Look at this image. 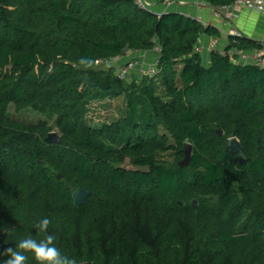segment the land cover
I'll return each mask as SVG.
<instances>
[{
    "label": "trees",
    "instance_id": "trees-1",
    "mask_svg": "<svg viewBox=\"0 0 264 264\" xmlns=\"http://www.w3.org/2000/svg\"><path fill=\"white\" fill-rule=\"evenodd\" d=\"M204 33L219 31L135 0H0V251L42 239L34 224L47 217L77 264H264V68L220 47L204 65ZM232 40L226 50L258 46ZM127 51L157 55V73L131 82L118 74L128 58L96 64ZM117 97L119 116L93 124V104ZM12 105L43 118L17 120ZM80 187L92 193L76 206Z\"/></svg>",
    "mask_w": 264,
    "mask_h": 264
},
{
    "label": "built area",
    "instance_id": "built-area-1",
    "mask_svg": "<svg viewBox=\"0 0 264 264\" xmlns=\"http://www.w3.org/2000/svg\"><path fill=\"white\" fill-rule=\"evenodd\" d=\"M135 1L140 8L153 11L154 13L158 15V17H161L163 13L168 12L174 8L176 11L184 14L185 16L195 19L197 22L202 24L204 28L215 27L218 29V31H223V28L217 26L213 20H210V19L206 20L199 14L193 15L191 12H186V11L183 12L177 9V6L185 5V2H179L176 0H156L154 2L153 0H135ZM157 4L162 5L163 7L162 10L160 11L156 10L155 6ZM197 5H203V6L208 7L211 10L214 17L221 20L223 26L228 24V20L229 18H231V15H225V16L222 15L220 13V7L219 6L215 7L211 5L208 2V0H199ZM224 8L234 9V10L248 9V10H252V11H256L261 14H264V0H235L234 3L228 6H224ZM229 33L235 36L236 38L243 37L242 33L239 32L238 30L231 29L229 30ZM209 47L211 51L217 50L219 48V38H214L210 42ZM203 49L204 48L203 47L201 48L199 45L196 47V51L200 53L203 52ZM222 51L224 55L230 56L231 60L235 63H243V64L252 63L256 66L264 68V40L258 41V46L252 49L232 47L229 50H226L225 48ZM153 52L159 54L161 52V47L156 46L153 49ZM123 58H128V59H125L124 63L118 67V74L121 77L128 76L135 69H138V68L140 69L142 65L144 64V61L147 59L146 55L144 54H139L138 52H136L135 54L132 55V51H127L125 52V55L122 57L118 56L111 60H105V61L98 60L96 64L97 66H99V65L106 64L109 62H118L122 60ZM152 62L153 63L150 64V66H148L144 70V72L150 76L155 75L158 71L157 67H158L159 60H158L157 55Z\"/></svg>",
    "mask_w": 264,
    "mask_h": 264
},
{
    "label": "crops",
    "instance_id": "crops-1",
    "mask_svg": "<svg viewBox=\"0 0 264 264\" xmlns=\"http://www.w3.org/2000/svg\"><path fill=\"white\" fill-rule=\"evenodd\" d=\"M156 0H153V2ZM179 2H185V5L177 6V9L183 12H191L193 15H201L204 19L213 20L214 23L223 28V31H219L218 35H208L206 33L201 34L199 38V46L203 49L202 57L205 58L208 64L210 62V42L214 38H219V47L225 49L228 45H230L232 38L236 39L235 36L229 33V30L234 29L238 30L242 33L244 38L251 39L255 42L260 40H264V14H261L256 11L242 9V10H234V9H226L224 7H220V13L222 15H231V18L228 20V24L223 26L220 19H217L212 14L211 10L203 5H197L199 0H176ZM156 10H162V5L157 4L155 6ZM174 9V8H173ZM172 9V10H173ZM175 10V9H174ZM152 53H146V58L148 59ZM156 57V55H155Z\"/></svg>",
    "mask_w": 264,
    "mask_h": 264
},
{
    "label": "clouds",
    "instance_id": "clouds-1",
    "mask_svg": "<svg viewBox=\"0 0 264 264\" xmlns=\"http://www.w3.org/2000/svg\"><path fill=\"white\" fill-rule=\"evenodd\" d=\"M92 63L91 59L87 60L86 66H91ZM50 224L49 218H41L34 224V228L37 235H43L42 239L37 240L32 236H27L21 238L15 247H8L0 251V257H8L3 261V264H28V254H31L36 264H77L75 259L62 254L61 250L55 246V235L48 234Z\"/></svg>",
    "mask_w": 264,
    "mask_h": 264
},
{
    "label": "rangeland",
    "instance_id": "rangeland-1",
    "mask_svg": "<svg viewBox=\"0 0 264 264\" xmlns=\"http://www.w3.org/2000/svg\"><path fill=\"white\" fill-rule=\"evenodd\" d=\"M197 45H199V43ZM154 59H155V54L152 53L151 56L144 61V64L140 69L138 68L133 70V72L129 76L130 79L129 81L133 82L134 80L136 81L142 80V77L146 75L144 70L148 66H150V64L153 63L152 61ZM205 61L206 59L204 58L203 64L207 66L208 63ZM122 103H123L122 97H117L113 100H106L103 102L94 103L92 111L89 114V118L91 119V122L93 124H100L104 121L110 122L113 117L119 116V108L122 106ZM10 115L17 120H22L32 123H37L40 119L43 118L39 113L33 111L32 109H24L21 111H16L13 105L10 107ZM54 130L57 129L55 128ZM167 158H169L171 162H174L172 161L173 159H171L170 156H167ZM171 162H168L169 165L171 164ZM122 166L128 169H137V167L134 166L129 160H126Z\"/></svg>",
    "mask_w": 264,
    "mask_h": 264
},
{
    "label": "water",
    "instance_id": "water-1",
    "mask_svg": "<svg viewBox=\"0 0 264 264\" xmlns=\"http://www.w3.org/2000/svg\"><path fill=\"white\" fill-rule=\"evenodd\" d=\"M218 134L220 136L223 135V131L218 129L217 130ZM46 142L51 144H60L62 142V139L60 135L58 134L57 131H52L48 134L46 137ZM226 150L232 154L236 155L238 157V162L240 164H245L246 163V157L244 154V148L240 142V140L237 137H230L228 139V144L226 147ZM185 156L184 158L179 162V165L181 167H188L192 161V155H193V145L190 142L185 143ZM61 174L58 175V178L61 179ZM91 190L90 188L87 187H80L75 190L73 193V198L75 201L76 206H82L86 203L87 199L91 196ZM181 204H183L182 201H180ZM193 206L194 208L197 207V200H193Z\"/></svg>",
    "mask_w": 264,
    "mask_h": 264
}]
</instances>
